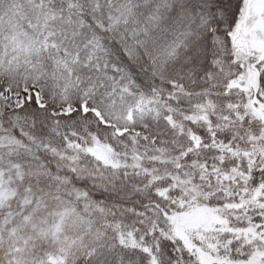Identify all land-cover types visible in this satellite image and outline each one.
<instances>
[{
  "label": "snow or ice",
  "instance_id": "snow-or-ice-1",
  "mask_svg": "<svg viewBox=\"0 0 264 264\" xmlns=\"http://www.w3.org/2000/svg\"><path fill=\"white\" fill-rule=\"evenodd\" d=\"M0 264H264V0H0Z\"/></svg>",
  "mask_w": 264,
  "mask_h": 264
}]
</instances>
